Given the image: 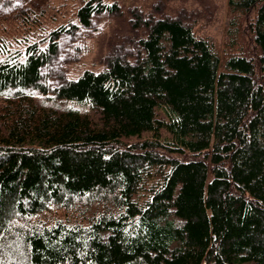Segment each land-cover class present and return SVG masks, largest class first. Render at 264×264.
I'll return each instance as SVG.
<instances>
[{
	"label": "trees",
	"instance_id": "trees-1",
	"mask_svg": "<svg viewBox=\"0 0 264 264\" xmlns=\"http://www.w3.org/2000/svg\"><path fill=\"white\" fill-rule=\"evenodd\" d=\"M227 7L223 56L180 18H139L134 61L53 88L97 118L34 103L65 26L0 58L2 264H264V0ZM52 207L83 214L43 220Z\"/></svg>",
	"mask_w": 264,
	"mask_h": 264
},
{
	"label": "rangeland",
	"instance_id": "rangeland-1",
	"mask_svg": "<svg viewBox=\"0 0 264 264\" xmlns=\"http://www.w3.org/2000/svg\"><path fill=\"white\" fill-rule=\"evenodd\" d=\"M83 1L0 0V58L10 54L24 59L28 44L37 42L43 48L47 42L42 40L52 29L61 25L66 28L56 38V54L42 69L43 81L49 86V91L32 92L38 108L59 111L68 106L79 107L97 118L98 114L87 104L57 97L53 88L64 79L78 77L84 69H102L108 55L114 52H126L129 60L134 61L136 40L146 34V26L139 18L166 15L180 18L198 35L207 38L220 55L223 56L227 48L230 15L227 0H103L108 3L116 1L120 6L119 11L94 14L88 26L83 25L77 16V9ZM135 21L138 23L134 24ZM3 98L0 96V108L5 102ZM145 138H151L150 133L127 140ZM69 211L52 207L39 216L43 220H52L68 219L67 214L70 218L83 214L78 211L74 216Z\"/></svg>",
	"mask_w": 264,
	"mask_h": 264
}]
</instances>
